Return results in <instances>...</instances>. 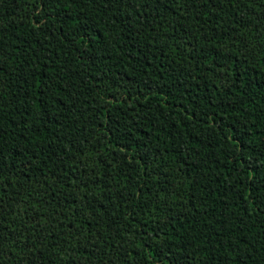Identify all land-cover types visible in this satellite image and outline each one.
Wrapping results in <instances>:
<instances>
[{"label": "trees", "instance_id": "1", "mask_svg": "<svg viewBox=\"0 0 264 264\" xmlns=\"http://www.w3.org/2000/svg\"><path fill=\"white\" fill-rule=\"evenodd\" d=\"M0 264H264V0H0Z\"/></svg>", "mask_w": 264, "mask_h": 264}]
</instances>
